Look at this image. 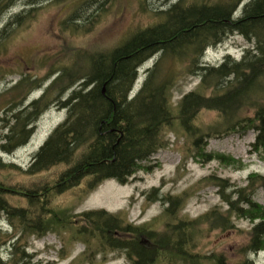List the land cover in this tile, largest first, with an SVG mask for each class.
<instances>
[{
  "label": "trees",
  "instance_id": "trees-1",
  "mask_svg": "<svg viewBox=\"0 0 264 264\" xmlns=\"http://www.w3.org/2000/svg\"><path fill=\"white\" fill-rule=\"evenodd\" d=\"M20 1H25L30 9L13 15L5 28H22L33 20L36 6L47 0H0V18ZM89 1L80 4L94 3ZM244 1L192 0L186 5L181 0L163 12L164 22L136 33L105 55L86 58L74 51L72 63L59 72L40 98L27 106V97L40 84L32 77L22 78L9 92L13 98L0 99L2 152L12 154L28 144L40 117L56 104L68 111V118L41 146L28 174L67 166L56 181L59 194L84 181L86 194L107 180L126 185L137 172H153L156 168L144 162L168 145L162 131L171 126L174 117L168 102L171 88L179 75L197 71L201 84L183 97L177 118L198 161L236 164L233 158L208 153V142L211 138L249 131L256 133L253 150L264 155V0H249L236 18L238 6ZM230 34L240 35L252 44L241 61L227 57L218 68L201 67L204 50L221 44ZM7 38L3 35L0 44ZM156 56L159 58L147 80L132 97L139 68ZM85 58L89 62L87 75L76 68ZM69 91L70 95L63 100L62 95ZM205 110L216 112L218 118L211 124H200L197 120ZM8 168L0 158V215L14 230L12 234L0 230V248L9 250L6 261L0 256V264H33L34 257L27 253L24 242L27 236L48 232L69 233L73 242L85 246V255L90 253L93 257L106 250H119L127 254L131 264H204L212 258L193 252L194 240L204 233L202 226L206 225L209 231H233L234 217L254 224L248 243L240 251L245 257L243 264H252L248 255L264 251V207L253 199L255 191L264 186V177L257 174H252L244 187L216 177L206 179L220 188L227 210L216 208L195 220L178 218L183 209L182 196L164 198L159 190H154L150 202L166 203L164 216L174 219V224L169 223L163 233H156L133 227L126 219L103 210L82 213L75 226L76 220L68 211L44 215V203L41 208L34 191L26 195L33 211L31 207H13L8 196L19 191L6 187L1 179ZM213 259V264H228L223 255Z\"/></svg>",
  "mask_w": 264,
  "mask_h": 264
},
{
  "label": "rangeland",
  "instance_id": "rangeland-1",
  "mask_svg": "<svg viewBox=\"0 0 264 264\" xmlns=\"http://www.w3.org/2000/svg\"><path fill=\"white\" fill-rule=\"evenodd\" d=\"M81 1L83 0H47L36 6L31 17L33 20L20 29L5 27L13 15L26 13L30 9L25 6V1H20L19 5L0 18V39L3 35L8 36L0 44V99L5 101L13 98L9 93L12 87L29 76L39 80L40 87L27 97V106L40 98L59 72L72 63L74 51L83 53L86 58L105 55L136 33L164 22L163 12L181 0H90L94 3L88 6L87 2L80 4ZM184 1L186 5L192 3V0ZM248 1L245 0L238 6L236 18ZM251 47L252 44L242 36L230 34L221 44L211 47L203 59L207 61L208 67L218 68L228 52L239 59ZM80 53L77 54L81 55ZM86 58L76 66L83 75H87L89 65ZM158 58L159 56L151 58L139 68L132 97L141 90ZM200 84L201 77L197 71H186L174 81L168 98L174 117L171 128L168 126V129L162 131L168 145L148 162H144L148 166H156L153 172L141 170L126 185L107 180L87 194L86 181L64 193L56 192V181L67 169L65 165L53 167L38 175L27 172L41 146L68 118L66 109L53 105L38 120L28 144L12 154H4L1 150V126L0 158L9 167L2 172L1 179L6 187L19 191L17 195L8 196L10 204L18 208L31 207L33 211L26 195L34 191L40 207L44 203V215L54 211L60 215V211H68L76 220L75 226L81 221L82 213L103 210L126 219L133 227L139 226L156 233H163L169 223L174 224V219L167 220L164 216L168 206L166 203L150 202L149 197L154 190H159L158 194L164 198L183 197V209L178 212L179 219L183 217L195 220L216 208L225 212L227 206L222 200V191L206 179L216 177L231 185L244 187L252 174L264 177V155L253 150L256 133L249 131L244 135L231 133L211 138L208 142V153L233 158L236 164L227 165L219 160L207 163L198 161L192 142L182 131L177 108L183 97L196 91ZM70 93L71 91L62 95V99H67ZM53 95L56 97V92ZM217 118L216 112L205 110L197 122L207 125ZM253 199L264 207V186L255 191ZM233 222L236 229L228 232L219 229L209 231L206 225L202 226L204 233L194 240L193 252L212 258L204 264H213V257L221 255L228 264H243L245 257L240 251L248 243L249 232L254 224L250 220L236 217ZM0 230L3 234L14 232L2 215ZM27 237L24 243L27 244V253L34 257L33 264H131L127 254L119 250H106L96 257L90 253L85 255V246L73 242L69 233L48 232ZM8 253V247L0 248L3 260L8 259ZM247 258L252 264H264V251L248 255Z\"/></svg>",
  "mask_w": 264,
  "mask_h": 264
},
{
  "label": "bare ground",
  "instance_id": "bare-ground-1",
  "mask_svg": "<svg viewBox=\"0 0 264 264\" xmlns=\"http://www.w3.org/2000/svg\"><path fill=\"white\" fill-rule=\"evenodd\" d=\"M211 47L209 46V47H207L204 51V53H203V55L202 56H206L207 55V50H209ZM200 65H201V67H208V64H207V61H205L202 57H201V60H200ZM106 94V91H105V89L103 90V95H105Z\"/></svg>",
  "mask_w": 264,
  "mask_h": 264
}]
</instances>
